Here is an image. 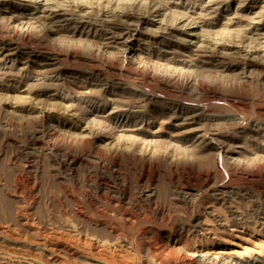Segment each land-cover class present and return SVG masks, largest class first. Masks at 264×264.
Returning <instances> with one entry per match:
<instances>
[{
	"label": "rangeland",
	"instance_id": "374dc122",
	"mask_svg": "<svg viewBox=\"0 0 264 264\" xmlns=\"http://www.w3.org/2000/svg\"><path fill=\"white\" fill-rule=\"evenodd\" d=\"M0 264H264V0H0Z\"/></svg>",
	"mask_w": 264,
	"mask_h": 264
},
{
	"label": "bare ground",
	"instance_id": "6f19581e",
	"mask_svg": "<svg viewBox=\"0 0 264 264\" xmlns=\"http://www.w3.org/2000/svg\"><path fill=\"white\" fill-rule=\"evenodd\" d=\"M222 192V191H221ZM220 197V196H219Z\"/></svg>",
	"mask_w": 264,
	"mask_h": 264
}]
</instances>
